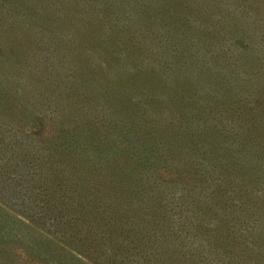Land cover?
<instances>
[{
    "label": "rangeland",
    "instance_id": "374dc122",
    "mask_svg": "<svg viewBox=\"0 0 264 264\" xmlns=\"http://www.w3.org/2000/svg\"><path fill=\"white\" fill-rule=\"evenodd\" d=\"M244 34L264 39V0H0V225L17 235L2 234L0 264H37L43 249L41 264H183L168 234L178 214L157 225L152 210L113 198L117 158L106 149L134 152L115 132H127V111L149 122L178 115L194 136L208 128L196 142L232 168L220 173L226 185L256 175L239 191L262 192L252 209L264 226V44L247 56ZM206 104L224 113L196 123ZM66 191L82 207L59 206ZM259 250L225 260L264 264Z\"/></svg>",
    "mask_w": 264,
    "mask_h": 264
},
{
    "label": "trees",
    "instance_id": "16d2710c",
    "mask_svg": "<svg viewBox=\"0 0 264 264\" xmlns=\"http://www.w3.org/2000/svg\"><path fill=\"white\" fill-rule=\"evenodd\" d=\"M30 6H33V4ZM14 23L16 22L10 21L11 26ZM173 33L174 30L171 28L169 34ZM239 39L243 43L241 45L242 50L247 56L257 54L256 48L258 49L261 43L264 44L262 37L258 38L244 34L240 35ZM160 48L155 46L154 50L158 51ZM140 50L133 51L137 58L139 53L142 52V49ZM144 51L145 48L143 47ZM130 54L134 57L132 53ZM0 55H6L5 51H1ZM177 60L178 58H176V62ZM259 60L260 58L257 57L253 61ZM219 98H221V101L225 97L220 95ZM224 102L216 105L222 106ZM136 106L137 103H134L131 108ZM217 107L206 104L202 108L195 109L196 118L193 119L196 120V123L199 120H208L211 112L220 116L222 110L219 107L220 112L211 110ZM142 113L143 111H127L128 121L126 125L120 127L122 130L125 128L127 132L120 130L118 132L117 129L116 131L114 129L119 136L127 135L125 136L127 140L131 138L129 143L133 147L130 145V148L134 152L124 154L122 149H118L119 145L115 144L110 145L111 149H106L107 156L112 154L117 158L114 160L117 163V172L113 174V177L119 197L113 196V198L124 205H139L138 207L152 210L151 213L154 214L153 221L157 225H171L172 214H178L179 220L182 218V224L178 225L175 230L171 229L168 234L176 238L183 264H206L205 255L210 264H223V262L224 264H232L230 260H233V256L240 254V251L244 256L246 253L251 254L252 249L254 250L255 247H259V251L264 249L262 213L260 208L252 209L257 204L262 192L256 189L248 191L246 186L243 191H239V188H241L239 184L249 182L251 179L257 180L256 175L254 173L239 174L242 179L239 180L241 183H236L238 186L236 184L226 185L227 181L220 173H222V170L228 171L232 168L227 167L220 159L211 156L213 151L208 144L205 145L200 142L201 145H197L196 142V140L202 141L199 139L202 134L207 136L206 129L208 128L203 124L200 125L204 128H201L199 133L194 136L188 127L184 128L182 126L178 115L155 118L149 122L150 120L145 117H140ZM241 116L245 120L248 119V113L245 111L242 112ZM184 117L185 119L188 118ZM183 122L194 124L191 121ZM244 130L247 131L244 128L242 135L245 133ZM227 132L232 137L238 134L237 129H231ZM157 134H160V136ZM258 163L262 165L264 159H261ZM59 180L61 181V179ZM198 183L199 187L193 190ZM72 192L66 191L57 194L56 197L59 201L57 204L60 206L62 203L64 207L69 209H73V204L76 207H82L83 195L77 192L72 194V198L69 199L67 195ZM105 194L106 192L97 193L95 197L101 201L100 198H103ZM239 196L243 197L241 199L242 208L238 206ZM47 200L53 206L56 205L52 195H48ZM246 203L252 205L251 209L248 206L243 209ZM60 209L56 212H60ZM4 218L8 219L10 217L5 215ZM132 218L135 219L134 215ZM19 221L22 222L20 219ZM4 224L7 227L9 222L4 221ZM143 227L141 224H135L134 229L136 232L142 230L141 233H143ZM2 230L3 226L0 225V238H2V234L8 239L9 236L11 239L17 236L13 229L6 232ZM45 253L49 255L50 252L43 249L40 258H34L33 262L41 264L43 261L42 256ZM225 259L230 260L226 261Z\"/></svg>",
    "mask_w": 264,
    "mask_h": 264
}]
</instances>
